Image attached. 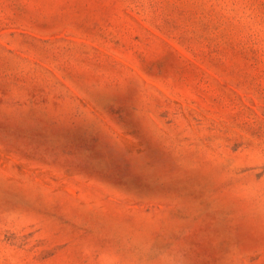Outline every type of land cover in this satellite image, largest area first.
<instances>
[{
    "label": "rangeland",
    "instance_id": "obj_1",
    "mask_svg": "<svg viewBox=\"0 0 264 264\" xmlns=\"http://www.w3.org/2000/svg\"><path fill=\"white\" fill-rule=\"evenodd\" d=\"M0 264H264V0H0Z\"/></svg>",
    "mask_w": 264,
    "mask_h": 264
}]
</instances>
